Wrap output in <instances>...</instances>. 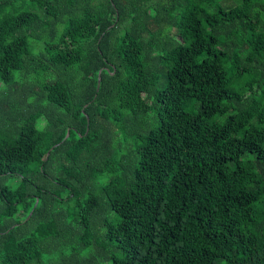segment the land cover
<instances>
[{
	"label": "trees",
	"instance_id": "obj_1",
	"mask_svg": "<svg viewBox=\"0 0 264 264\" xmlns=\"http://www.w3.org/2000/svg\"><path fill=\"white\" fill-rule=\"evenodd\" d=\"M0 264H264V0H0Z\"/></svg>",
	"mask_w": 264,
	"mask_h": 264
},
{
	"label": "water",
	"instance_id": "obj_2",
	"mask_svg": "<svg viewBox=\"0 0 264 264\" xmlns=\"http://www.w3.org/2000/svg\"><path fill=\"white\" fill-rule=\"evenodd\" d=\"M97 83H98V79H97Z\"/></svg>",
	"mask_w": 264,
	"mask_h": 264
}]
</instances>
